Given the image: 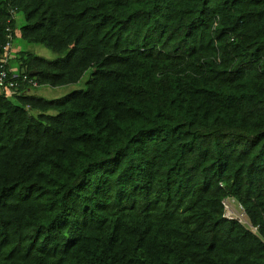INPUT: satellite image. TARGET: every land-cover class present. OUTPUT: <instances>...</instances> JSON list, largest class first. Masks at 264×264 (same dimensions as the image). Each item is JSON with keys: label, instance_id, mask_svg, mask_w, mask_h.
I'll return each mask as SVG.
<instances>
[{"label": "trees", "instance_id": "16d2710c", "mask_svg": "<svg viewBox=\"0 0 264 264\" xmlns=\"http://www.w3.org/2000/svg\"><path fill=\"white\" fill-rule=\"evenodd\" d=\"M7 28L55 57L5 64L37 86L0 88V264H264V0H0V56Z\"/></svg>", "mask_w": 264, "mask_h": 264}, {"label": "built area", "instance_id": "2783aa9c", "mask_svg": "<svg viewBox=\"0 0 264 264\" xmlns=\"http://www.w3.org/2000/svg\"><path fill=\"white\" fill-rule=\"evenodd\" d=\"M11 14H13V10L10 11ZM8 33H7V41L6 44L2 48L1 56H0V88H16L19 85V79L23 82H28L31 83L33 86H37L36 81L32 80L31 78H28L26 74L23 75H16L13 74L11 77H8V71L5 68V64L7 63L8 55L12 47V32L10 31V28H7ZM223 208H224V214L223 216L226 217L227 219H232V220H237L239 223L243 224L247 228L252 229L255 231L257 229L256 226H253L252 224L249 223L247 220L246 212L243 207V205L238 202L235 198L233 197H225L221 201ZM236 203V205L234 204Z\"/></svg>", "mask_w": 264, "mask_h": 264}, {"label": "rangeland", "instance_id": "374dc122", "mask_svg": "<svg viewBox=\"0 0 264 264\" xmlns=\"http://www.w3.org/2000/svg\"><path fill=\"white\" fill-rule=\"evenodd\" d=\"M21 20L19 21V23ZM20 25V24H18ZM31 51L33 53L39 54L43 57H46L48 59H53L55 56L53 53L48 50L47 48L41 46V45H36L32 43H28L25 40H23L19 34L17 33V36L13 39L12 41V47H11V52L12 55L20 52V51ZM13 61H11L12 63ZM89 72H86L83 77L74 84L62 86V87H57V88H51V87H39L37 90H34L37 92L39 95L48 98V99H59L65 97L67 94L70 92L77 90V89H84L86 87L87 80L89 78ZM236 205V203H234Z\"/></svg>", "mask_w": 264, "mask_h": 264}]
</instances>
